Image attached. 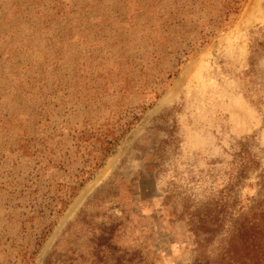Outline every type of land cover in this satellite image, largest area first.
I'll return each mask as SVG.
<instances>
[{"label": "rangeland", "instance_id": "rangeland-1", "mask_svg": "<svg viewBox=\"0 0 264 264\" xmlns=\"http://www.w3.org/2000/svg\"><path fill=\"white\" fill-rule=\"evenodd\" d=\"M263 213L264 0H0V264H244Z\"/></svg>", "mask_w": 264, "mask_h": 264}, {"label": "trees", "instance_id": "trees-1", "mask_svg": "<svg viewBox=\"0 0 264 264\" xmlns=\"http://www.w3.org/2000/svg\"><path fill=\"white\" fill-rule=\"evenodd\" d=\"M240 11L241 8L237 9L235 14ZM247 235L249 243L243 257L244 264H264V213L259 219H253L250 233Z\"/></svg>", "mask_w": 264, "mask_h": 264}]
</instances>
